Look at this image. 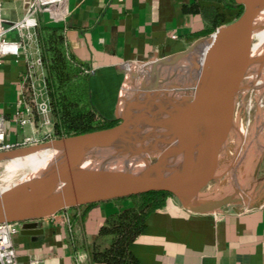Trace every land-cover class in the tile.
<instances>
[{"label": "crops", "instance_id": "obj_1", "mask_svg": "<svg viewBox=\"0 0 264 264\" xmlns=\"http://www.w3.org/2000/svg\"><path fill=\"white\" fill-rule=\"evenodd\" d=\"M230 0H70L64 21L48 13L39 25L64 27L69 53L92 73L96 107L107 118L125 69L134 63L178 53L196 39L231 23L241 8ZM25 0H2V16L16 21L26 12ZM12 38L19 39L17 34ZM36 30L19 56L0 65V112L6 117V140L19 142L45 130L29 97L47 101L45 70ZM31 88L29 97L26 88ZM30 122L21 125L17 112ZM105 111V112H104ZM132 205L116 199L66 209L39 221L40 234L14 235L18 264H91L86 248L107 218ZM141 264H264V205L220 208L194 213L168 196L152 212L146 228L131 245ZM100 264V263H98Z\"/></svg>", "mask_w": 264, "mask_h": 264}, {"label": "water", "instance_id": "obj_2", "mask_svg": "<svg viewBox=\"0 0 264 264\" xmlns=\"http://www.w3.org/2000/svg\"><path fill=\"white\" fill-rule=\"evenodd\" d=\"M235 2L241 12L231 23L196 39L184 51L134 63L125 69L113 102L115 125L0 151V163L19 162L27 152L54 143L66 145L47 164L16 180L0 181V223L17 222L23 233L40 234L39 221L60 211L151 191L170 193L183 208L194 213L214 212L225 205L240 203L221 199L202 206L206 199L199 196L214 176L221 175L205 167L226 151L237 126L236 119L207 133L197 155L177 174L166 178L175 163L180 120L199 70L223 64L240 54H251L264 35V0ZM30 4L31 0H25L26 10ZM177 65L178 69L166 83L168 72ZM148 72L157 76V84L126 96L132 77ZM221 79L222 76L215 77L212 83ZM210 119L207 116L202 121V130L207 128ZM145 120H153V127L136 130V125ZM193 133L194 129L190 136ZM159 135L163 140L160 150L140 156L133 166L121 161L120 149L130 144L134 137ZM103 156L111 163V170L107 173L91 170V162Z\"/></svg>", "mask_w": 264, "mask_h": 264}, {"label": "bare ground", "instance_id": "obj_3", "mask_svg": "<svg viewBox=\"0 0 264 264\" xmlns=\"http://www.w3.org/2000/svg\"><path fill=\"white\" fill-rule=\"evenodd\" d=\"M252 1L259 2L262 0ZM178 67L177 65L170 69L165 80L166 83L170 81ZM218 76H222V79L213 84L212 80ZM157 81V76L151 72L134 75L128 82L126 96H130L140 90L152 88L157 84ZM242 81H244V86H242ZM252 89H255L258 101L264 99V35L256 43L254 52H251V54H240L223 64L199 70L192 93L180 120L175 163L166 178L177 174L190 158L197 155V150L207 133L217 130L233 119L235 120L236 114L239 113V105L244 103V97ZM239 94H243L244 97L238 98ZM263 107L260 106L257 117L252 118L249 122L254 124L255 127L250 129V127H247V123L242 120L240 125L236 126L232 131L230 139L232 151L214 158L206 165V169L221 175L228 172L232 164L237 165L233 166V168L234 170L238 169V171L236 174H232L233 176H226L223 180L226 182L230 181L231 190L223 196L218 195L221 197L205 198L206 202L201 203L202 206H207L221 199L244 202L247 199L246 196L250 195L248 187L245 189L243 184H241V178H244L248 167L247 155L255 153L261 160L263 154ZM227 111L228 116L225 115ZM207 116H210V122L207 128L202 130L201 123ZM196 121L197 123H195ZM153 124V120H145L136 125L135 129H151ZM192 129H194V133L190 136ZM254 143L258 144V146L254 145ZM162 146L163 140L160 135L150 138L134 137L130 144L120 149V158L123 163L133 166L140 156L157 152ZM65 148V144L54 143L50 146L27 152L25 157L19 162L14 161L5 164V169L0 173V181L10 182L20 178L22 174L47 164ZM89 168L100 173H107L112 166L107 157L103 156L91 162ZM218 177L214 176L213 178Z\"/></svg>", "mask_w": 264, "mask_h": 264}, {"label": "trees", "instance_id": "obj_4", "mask_svg": "<svg viewBox=\"0 0 264 264\" xmlns=\"http://www.w3.org/2000/svg\"><path fill=\"white\" fill-rule=\"evenodd\" d=\"M230 5L237 6L235 0ZM40 58L45 70V89L53 124V137L62 138L111 127L114 118L96 107L91 89L92 73L68 50L62 25L36 28ZM31 88H26L27 96ZM31 98V97H29ZM170 193L151 191L122 198L132 205L111 214L89 245L91 264H141L131 250L132 243L146 228L148 216L163 206Z\"/></svg>", "mask_w": 264, "mask_h": 264}, {"label": "built area", "instance_id": "obj_5", "mask_svg": "<svg viewBox=\"0 0 264 264\" xmlns=\"http://www.w3.org/2000/svg\"><path fill=\"white\" fill-rule=\"evenodd\" d=\"M70 0H31L29 8L23 17L16 21H6L2 16V0H0V65L8 56H19L26 48V40L34 34L39 25V15L48 13L50 18L58 23L66 19ZM236 19V18H235ZM17 34L19 39L12 38ZM41 63V58L37 61ZM87 72H90L88 69ZM30 103L34 105L42 117L45 130L40 135L27 136L19 142L6 140V117L0 112V151H7L18 147L36 145L45 140L53 139V124L50 116L48 100L38 101L31 97ZM32 107L27 103L26 115L17 112L16 119L21 125L30 122ZM20 223H0V264H18V255L14 245V235L18 232Z\"/></svg>", "mask_w": 264, "mask_h": 264}, {"label": "rangeland", "instance_id": "obj_6", "mask_svg": "<svg viewBox=\"0 0 264 264\" xmlns=\"http://www.w3.org/2000/svg\"><path fill=\"white\" fill-rule=\"evenodd\" d=\"M243 82L244 81H242V86H244ZM237 97L243 98L244 96L243 94H239ZM244 99H245L244 103H242L238 107L239 113H237L235 116L236 125L238 127L241 121L243 120L244 123H247L248 126L247 125L246 126L252 129L253 127H255V125L249 122L251 121L252 118L257 117L260 106L263 107L264 99H261V101H258V99L256 98L255 89H252V91H249L248 94L244 97ZM111 104H113V100L111 101ZM106 113L108 114L110 118H114L112 109L107 110ZM263 123H264V120H263ZM49 140L51 139L49 138ZM49 140H45L44 142L49 141ZM254 145L258 146V144L256 143H254ZM232 149H233L232 144L231 142H229V145L226 151L221 156L227 154V152H231ZM247 160H248V167L246 168V173L244 175V178L243 179L241 178L242 180L241 184H243L245 189H247L248 187V191L250 195L246 196L247 198L246 201L233 204V205H225L223 206L225 208L235 207L237 209H245V208L261 207L264 205V148H263V154H262L261 160H259V158L257 157V154L255 153L248 154ZM8 163L9 162L0 164L1 165L0 173H2L3 169H5L6 167L5 164H8ZM233 166H237V165L232 164V167H230V170L228 172H226L223 175H219V177L214 178V180L209 181L202 188V190L199 193V196L203 198H217V197L223 196L225 193L231 190L230 189L231 186L229 184L230 181L228 180L226 182L223 180L225 179L226 176H229V175L233 176L234 174L237 173L238 169L234 170ZM212 192L214 195L212 194ZM218 195H221V196H218Z\"/></svg>", "mask_w": 264, "mask_h": 264}]
</instances>
